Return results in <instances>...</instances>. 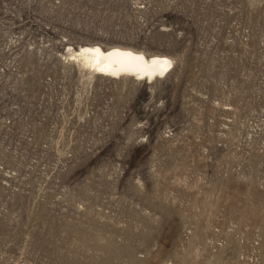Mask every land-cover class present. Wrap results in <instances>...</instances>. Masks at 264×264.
I'll list each match as a JSON object with an SVG mask.
<instances>
[{"label":"rangeland","instance_id":"rangeland-1","mask_svg":"<svg viewBox=\"0 0 264 264\" xmlns=\"http://www.w3.org/2000/svg\"><path fill=\"white\" fill-rule=\"evenodd\" d=\"M0 264H264V0H0Z\"/></svg>","mask_w":264,"mask_h":264},{"label":"bare ground","instance_id":"bare-ground-1","mask_svg":"<svg viewBox=\"0 0 264 264\" xmlns=\"http://www.w3.org/2000/svg\"><path fill=\"white\" fill-rule=\"evenodd\" d=\"M67 56L90 75L97 73L110 78L132 77L136 81L162 77L173 66L172 59L164 55L147 54L121 45L102 47L98 43L81 44L77 49H71Z\"/></svg>","mask_w":264,"mask_h":264}]
</instances>
